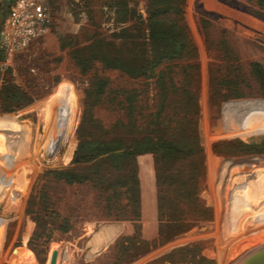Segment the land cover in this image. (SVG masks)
<instances>
[{
	"label": "rangeland",
	"instance_id": "1",
	"mask_svg": "<svg viewBox=\"0 0 264 264\" xmlns=\"http://www.w3.org/2000/svg\"><path fill=\"white\" fill-rule=\"evenodd\" d=\"M12 1L0 0V20ZM255 2L46 0L47 31L0 70V91L21 100L4 109L0 92V264H145L189 243L243 264L263 250L264 221L248 219L264 194ZM150 12L181 49L152 50ZM158 141L199 152L124 153ZM80 143L98 154L77 161ZM124 236L150 244L131 258Z\"/></svg>",
	"mask_w": 264,
	"mask_h": 264
},
{
	"label": "trees",
	"instance_id": "2",
	"mask_svg": "<svg viewBox=\"0 0 264 264\" xmlns=\"http://www.w3.org/2000/svg\"><path fill=\"white\" fill-rule=\"evenodd\" d=\"M258 10H254L253 12L256 15H262V7H264V0H256L255 2ZM161 19L157 20L153 17V14L151 12L148 15L147 18V25H148V39H150V44L152 46V50L154 52L158 53L161 56H165L168 54H171L173 50H177V48L181 49L183 47L182 41H176L174 35L170 33L169 29H165L160 24ZM176 35H179L181 37L184 36V27H179L178 32ZM131 43L136 44L137 40H129ZM191 50L194 51V47L191 45ZM115 60L113 59L111 63L113 64ZM116 62H119L118 60ZM140 70L139 66H132L128 65L127 73L129 75H135ZM1 97H2V105L3 108H10L11 105H9L11 102H14V106L18 105V102L21 101L19 97H14L10 93V89L7 86H3L1 88ZM9 97V98H7ZM7 98L8 101L5 102V99ZM10 102V103H9ZM67 143L65 141H61L57 139L55 141V146L53 150V157L56 160L62 161L63 159V151ZM83 144H79L77 146L76 151L73 154V158H75L77 161H87L91 157L98 154V152H94L93 148H90L89 150L82 149ZM82 150H85L81 156H79V152ZM157 150L162 151V153H165L167 155L175 156V155H188L193 154L195 152H199L198 147L196 145H180L179 143H171L167 141H158L156 143H152L150 145L145 146H139L136 145L130 150L124 151L126 155H132L134 153H137L142 150ZM66 180L74 181V177L65 178ZM249 218L252 221H257L256 226H259L260 221H264V194L260 195L258 197L253 198V200L250 201L249 204ZM181 223L176 224L175 228L173 230V233H164L161 238L157 239L159 243L166 241L168 238H170L172 235L179 233L180 228L179 226ZM246 237V236H245ZM242 236L241 238L234 241L236 243H239L242 239L245 238ZM123 241H126V245H122V248L126 251L128 248H131L133 251H131L130 257L134 258L138 256V250L142 248L143 246H147L150 244V242L143 241L139 239L136 236H124L122 238ZM120 243L121 240H120ZM145 264H214L212 260L206 259L204 256L199 254V248L197 245L193 243H189L183 246L176 247L174 249L169 250L166 254H164L162 257H160L157 260L145 263Z\"/></svg>",
	"mask_w": 264,
	"mask_h": 264
},
{
	"label": "built area",
	"instance_id": "3",
	"mask_svg": "<svg viewBox=\"0 0 264 264\" xmlns=\"http://www.w3.org/2000/svg\"><path fill=\"white\" fill-rule=\"evenodd\" d=\"M46 0H13L0 20V70L47 31Z\"/></svg>",
	"mask_w": 264,
	"mask_h": 264
},
{
	"label": "water",
	"instance_id": "4",
	"mask_svg": "<svg viewBox=\"0 0 264 264\" xmlns=\"http://www.w3.org/2000/svg\"><path fill=\"white\" fill-rule=\"evenodd\" d=\"M243 264H264V249L248 258Z\"/></svg>",
	"mask_w": 264,
	"mask_h": 264
},
{
	"label": "bare ground",
	"instance_id": "5",
	"mask_svg": "<svg viewBox=\"0 0 264 264\" xmlns=\"http://www.w3.org/2000/svg\"><path fill=\"white\" fill-rule=\"evenodd\" d=\"M260 246L262 247V249H264V244H261Z\"/></svg>",
	"mask_w": 264,
	"mask_h": 264
}]
</instances>
